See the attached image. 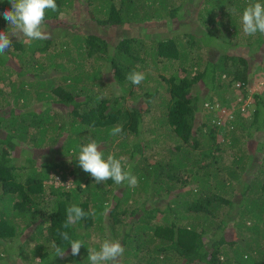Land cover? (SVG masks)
<instances>
[{
	"label": "trees",
	"instance_id": "1",
	"mask_svg": "<svg viewBox=\"0 0 264 264\" xmlns=\"http://www.w3.org/2000/svg\"><path fill=\"white\" fill-rule=\"evenodd\" d=\"M252 2L56 0L48 39L11 37L0 55L1 251L20 240L26 264H90L88 249L109 238L125 249L119 264H264L263 93L252 92L249 119L216 123L231 85L245 95L264 75V34L242 31ZM10 7L0 0V30ZM90 139L124 157L137 186L83 171L76 153ZM73 204L88 215L65 229ZM58 229L83 241L79 255Z\"/></svg>",
	"mask_w": 264,
	"mask_h": 264
},
{
	"label": "clouds",
	"instance_id": "2",
	"mask_svg": "<svg viewBox=\"0 0 264 264\" xmlns=\"http://www.w3.org/2000/svg\"><path fill=\"white\" fill-rule=\"evenodd\" d=\"M8 3L11 7L3 11V19L7 21L8 25L7 30H0V55L12 47L11 37L22 38L21 42L27 46H31L33 41L49 38L50 32L46 24V15L49 11L56 12L58 10L56 0H8ZM241 24L245 35L264 34V3L259 0L249 3L242 11ZM126 78L133 85H139L144 81L145 73L132 71ZM237 85L238 82L233 84L235 88L238 87ZM220 104V102L214 101L215 106L218 107ZM236 105V110L241 114L248 108L241 105L240 101L236 102ZM226 108L225 104H221V114L217 121H222L221 117L225 115ZM232 119L234 118H231L230 121ZM122 130V126L117 125L110 130V135H117ZM76 159L83 171L89 173L96 183H103L111 179L117 185L127 182L130 187H135L138 184L137 177L131 171L130 163L124 157L117 158L112 153L105 157L100 144L94 139L79 146ZM87 215L88 213L81 207L75 204L71 205L67 209V220L63 224V228L67 229L71 225H76ZM91 215H95V210H92ZM57 232L62 241L70 244L71 255H79L80 248L84 245L83 241L72 238L67 231L58 229ZM3 250L7 251V248L5 247ZM124 251L119 240L105 238L99 242V248L88 249L87 258L90 264H119ZM65 255L64 246L61 247L53 243V257L63 258Z\"/></svg>",
	"mask_w": 264,
	"mask_h": 264
},
{
	"label": "rangeland",
	"instance_id": "3",
	"mask_svg": "<svg viewBox=\"0 0 264 264\" xmlns=\"http://www.w3.org/2000/svg\"><path fill=\"white\" fill-rule=\"evenodd\" d=\"M86 25H89L88 22H84L81 27H86ZM152 28V29H151ZM149 31L151 32H158L156 31L154 28L155 27H151ZM154 80L153 79H149L147 82L144 83V87H149L153 84ZM236 89L233 85L230 87V91L232 92L231 95L229 97H225V101L224 104L226 105V111H225V115H223L221 117L222 121H217V125H223L224 123H227L230 121L231 118H235L237 115H241L244 116L246 119H249L250 117L248 115H243L240 112H238L236 110L237 105L236 102L240 101L241 105H244L248 108H251V94L252 92L257 89L260 90L263 95H264V75L260 77V79H258L257 82H255L253 85H249L248 86V93L243 95V94H238L236 92ZM232 111V112H231ZM230 112V113H229ZM243 113V112H242ZM227 114L231 115V116H226ZM151 125H154V122L151 120ZM154 134L152 133L151 136H153ZM251 143V148L250 151H252V146H253V141H250ZM55 184H58L60 181H58V178L55 176ZM71 176H68V178L64 181V182H60V183H64L66 186H71L72 182H71ZM70 181V182H69ZM49 182V181H48ZM28 230V229H27ZM29 231V230H28ZM30 232H27L25 234H23L22 238L26 237V235H28ZM20 237V236H19ZM33 241L28 242V245H32ZM6 243V248L7 251L2 250L1 251V246H0V262L1 264H6V261L9 264H26V260L22 259L18 256V247L20 245V243H22L20 240H13V241H8L5 242ZM23 245V244H22Z\"/></svg>",
	"mask_w": 264,
	"mask_h": 264
}]
</instances>
